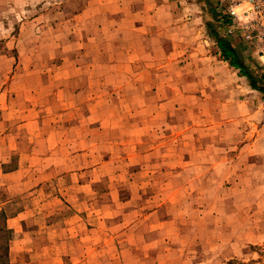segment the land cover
<instances>
[{
	"label": "rangeland",
	"instance_id": "rangeland-1",
	"mask_svg": "<svg viewBox=\"0 0 264 264\" xmlns=\"http://www.w3.org/2000/svg\"><path fill=\"white\" fill-rule=\"evenodd\" d=\"M232 27L219 0H0V264H264V81L214 34L264 66Z\"/></svg>",
	"mask_w": 264,
	"mask_h": 264
},
{
	"label": "built area",
	"instance_id": "built-area-1",
	"mask_svg": "<svg viewBox=\"0 0 264 264\" xmlns=\"http://www.w3.org/2000/svg\"><path fill=\"white\" fill-rule=\"evenodd\" d=\"M233 27L229 29L249 45L264 66V0H219Z\"/></svg>",
	"mask_w": 264,
	"mask_h": 264
},
{
	"label": "trees",
	"instance_id": "trees-1",
	"mask_svg": "<svg viewBox=\"0 0 264 264\" xmlns=\"http://www.w3.org/2000/svg\"><path fill=\"white\" fill-rule=\"evenodd\" d=\"M214 37L218 41L219 48L221 49L222 55L225 58V60H230L231 65L233 67L240 69L243 72V74L249 78L253 88L261 90L262 88L259 87V84H261V82L264 81V76L259 75L255 77L252 74L247 73L248 70L247 65L241 63L238 60L236 50L231 46L230 42L225 39L218 38L217 35L215 34Z\"/></svg>",
	"mask_w": 264,
	"mask_h": 264
},
{
	"label": "crops",
	"instance_id": "crops-1",
	"mask_svg": "<svg viewBox=\"0 0 264 264\" xmlns=\"http://www.w3.org/2000/svg\"><path fill=\"white\" fill-rule=\"evenodd\" d=\"M142 12H144V10H141ZM138 15V14H137ZM136 14H131V16L132 17H139V16H137ZM148 17V16H147ZM133 26L132 27H134V26H136V23H134V24H132ZM139 25H140V23H139ZM131 33H132V31H131ZM138 36H139V34H137ZM139 38H140V36H139Z\"/></svg>",
	"mask_w": 264,
	"mask_h": 264
}]
</instances>
